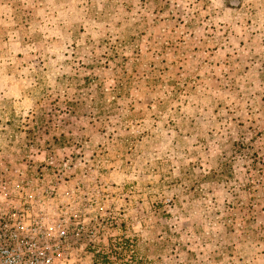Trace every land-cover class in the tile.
<instances>
[{"label":"rangeland","instance_id":"rangeland-1","mask_svg":"<svg viewBox=\"0 0 264 264\" xmlns=\"http://www.w3.org/2000/svg\"><path fill=\"white\" fill-rule=\"evenodd\" d=\"M10 207L53 264H264V0H0Z\"/></svg>","mask_w":264,"mask_h":264},{"label":"built area","instance_id":"built-area-1","mask_svg":"<svg viewBox=\"0 0 264 264\" xmlns=\"http://www.w3.org/2000/svg\"><path fill=\"white\" fill-rule=\"evenodd\" d=\"M20 207L0 208V264H53L70 260L62 223L22 219Z\"/></svg>","mask_w":264,"mask_h":264}]
</instances>
